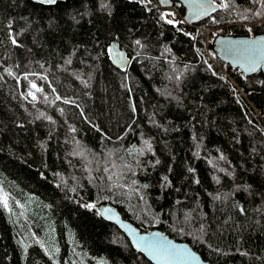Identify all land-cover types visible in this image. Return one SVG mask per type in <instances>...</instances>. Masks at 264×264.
<instances>
[{
	"label": "trees",
	"instance_id": "1",
	"mask_svg": "<svg viewBox=\"0 0 264 264\" xmlns=\"http://www.w3.org/2000/svg\"><path fill=\"white\" fill-rule=\"evenodd\" d=\"M227 2L196 24L264 33L259 0ZM168 20L155 0H0V264H154L106 202L214 264H264V72L225 73Z\"/></svg>",
	"mask_w": 264,
	"mask_h": 264
},
{
	"label": "water",
	"instance_id": "2",
	"mask_svg": "<svg viewBox=\"0 0 264 264\" xmlns=\"http://www.w3.org/2000/svg\"><path fill=\"white\" fill-rule=\"evenodd\" d=\"M42 4H49L45 0H33ZM184 7V19L187 22H198L208 18L214 11H210L209 15H200L197 18L199 11L198 5L205 3L207 0H178ZM57 2V0H56ZM55 2V3H56ZM174 0H158V3L163 8H169L173 5ZM214 3L219 4L215 0ZM54 4V3H53ZM218 9V8H217ZM213 48L217 56L230 66L239 68L247 74H253L258 70L264 72V33L255 35H233V34H218L213 42ZM110 58L115 65L120 66L123 63L129 62L126 50L118 41H112L109 44ZM254 69V70H253ZM101 215L115 223L126 236L129 238L133 247L143 252V254L154 264H214L206 260L190 242L186 240L176 239L165 233L162 229L155 227L152 229H141L133 222L125 219L118 208L111 202L103 203L99 206ZM140 237H147L149 240H163L164 242L175 246L176 249L184 250L181 255L169 260L153 259L148 252L144 251V244L137 247Z\"/></svg>",
	"mask_w": 264,
	"mask_h": 264
},
{
	"label": "snow or ice",
	"instance_id": "3",
	"mask_svg": "<svg viewBox=\"0 0 264 264\" xmlns=\"http://www.w3.org/2000/svg\"><path fill=\"white\" fill-rule=\"evenodd\" d=\"M45 2H47L49 4H53L56 2V0H45ZM259 3L261 4V6H264V0H259ZM198 7H199V11L196 14L197 18H199L200 15H209L210 11H215L217 8L228 9L230 7V4L227 2V0H221V3H219V4L214 3L213 0H207V2H205V3H200L198 5ZM254 15L260 16V15H262V13L260 11H257L256 13H254ZM242 18L248 19L247 16H244ZM167 23L172 24L173 21L168 20ZM13 42L15 43V41H13ZM136 43L139 44L140 42L136 41ZM9 74H11L10 71H9ZM31 87H32V89H35V91L30 92L29 95L32 97V100L35 101L37 99L36 93L42 92L43 89L37 87V85L35 83H32ZM53 91H55V90L53 89ZM55 99L59 100L60 97L56 96ZM45 102H47L46 97H45ZM65 103H73V101L66 100ZM41 115H43V113ZM145 144H147L149 149H150L151 145L149 144V142L145 141ZM133 150L142 151L141 149H129V152H131ZM73 154L83 156L82 152L73 153ZM113 167H115V165H113ZM105 171H108V169L106 168ZM113 175H115V176H117V178H119V173H113L112 175H110L108 177V179L111 180L113 178ZM8 200H9V197H8L7 193L0 194V201L3 202L4 207H6V208L8 207ZM86 207H94V205H86ZM141 244H144L143 250L148 252L149 255H151L153 259H159V260H165V261H169V260H172V259L180 256L182 251H184V250L176 249L175 246H172V245L164 242L163 240H149L147 237H140V241L137 243V247L140 248ZM25 248H27V245H25Z\"/></svg>",
	"mask_w": 264,
	"mask_h": 264
},
{
	"label": "bare ground",
	"instance_id": "4",
	"mask_svg": "<svg viewBox=\"0 0 264 264\" xmlns=\"http://www.w3.org/2000/svg\"><path fill=\"white\" fill-rule=\"evenodd\" d=\"M144 2H146V0H143ZM35 2V1H34ZM155 2L157 3V4H159L158 3V1L157 0H155ZM55 4V3H54ZM173 5H174V2H173ZM172 5V6H173ZM171 6V7H172ZM213 19V18H212ZM185 20V19H184ZM186 22V24L188 23L189 25H191V26H193V27H195V28H197V29H200V25H198V24H196L197 22H187V21H185ZM199 22V21H198ZM205 29H207V32L204 30V32H205V37H206V40H207V42H206V51H207V54H208V57L219 67V68H221L223 71H225V73H227V74H229V72H228V70H226L225 68V66H223L222 65V63H220L219 61H218V59H217V57L218 56H216L217 54H216V52L214 51V52H212L211 51V48L214 50V48H213V42H214V39H215V37L218 35V34H227V33H216V34H214L215 33V31H214V29H213V27H210V28H205ZM214 37V38H213ZM212 39H213V41H212ZM125 49V48H124ZM126 50V49H125ZM126 52H127V50H126ZM206 54V55H207ZM109 56H110V54H109ZM127 56L129 57V62H127V63H123V64H121L120 66H118V65H115L114 63H113V61L111 60V58H110V60H111V62L117 67V68H120V69H122V70H125V69H128L129 67H130V65H131V61H132V58H131V56L128 54V52H127ZM219 58V57H218ZM220 59V58H219ZM221 60V59H220ZM224 62V61H223ZM226 63V62H225ZM232 67V66H231ZM233 69H235V71L236 70H239V71H241L239 68H235V67H232ZM243 74H246L247 75V73H245V72H243V71H241ZM256 73V72H255ZM231 75V74H230ZM232 76V75H231ZM243 77H245V75H243ZM20 85V84H19ZM21 87L22 86H20V90H21ZM35 91V90H34ZM33 91V89L32 88H28L26 91H24V92H22V96L23 97H27V98H29V99H32V97L29 95V93L30 92H34ZM28 101V100H27ZM36 101V100H35ZM33 102V101H32Z\"/></svg>",
	"mask_w": 264,
	"mask_h": 264
},
{
	"label": "rangeland",
	"instance_id": "5",
	"mask_svg": "<svg viewBox=\"0 0 264 264\" xmlns=\"http://www.w3.org/2000/svg\"><path fill=\"white\" fill-rule=\"evenodd\" d=\"M175 12H177V17H180L179 19L176 18ZM164 15L169 20H172V21L183 20L185 22L184 17H183L184 16V12L181 11V9L179 8L178 4L177 5L174 4L172 7H169V8H164ZM212 20H213V22L211 23V25H204V24H202V25H200V29H197L196 28V31L199 32V31L205 30L207 32V29H205V28L213 27V29L215 31L214 34L221 33L222 31H225L223 33L230 34V33H228V29H227V26L226 25L221 24L220 22H215L214 19H212ZM206 42H207V40H206V37H205V43ZM33 91H34V89H33ZM36 96H37L36 101H33L32 99H29L27 97H23V98L25 99V101L28 100L27 101L28 103H35V102H37L39 100V96L37 95V93H36Z\"/></svg>",
	"mask_w": 264,
	"mask_h": 264
},
{
	"label": "built area",
	"instance_id": "6",
	"mask_svg": "<svg viewBox=\"0 0 264 264\" xmlns=\"http://www.w3.org/2000/svg\"><path fill=\"white\" fill-rule=\"evenodd\" d=\"M148 1H151V0H146V2H148ZM223 32H225V31H222L221 33H223ZM214 38V37H213ZM212 41H213V39H212Z\"/></svg>",
	"mask_w": 264,
	"mask_h": 264
}]
</instances>
